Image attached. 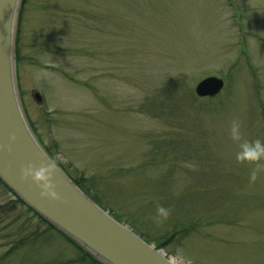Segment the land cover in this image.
<instances>
[{"label": "rangeland", "instance_id": "1", "mask_svg": "<svg viewBox=\"0 0 264 264\" xmlns=\"http://www.w3.org/2000/svg\"><path fill=\"white\" fill-rule=\"evenodd\" d=\"M14 72L36 138L114 220L166 258L264 264V158L236 159L264 143V0H22ZM207 77L224 87L198 98ZM12 200L0 264H89Z\"/></svg>", "mask_w": 264, "mask_h": 264}, {"label": "water", "instance_id": "2", "mask_svg": "<svg viewBox=\"0 0 264 264\" xmlns=\"http://www.w3.org/2000/svg\"><path fill=\"white\" fill-rule=\"evenodd\" d=\"M22 0H0V181L30 210L82 248L100 264H167L160 249L146 243L88 198L50 158L33 134L20 105L14 72L17 14ZM216 77L194 88L199 98L213 97L223 88ZM37 101L40 96L34 95ZM15 136L10 141V136ZM53 163L58 199L42 197L21 168Z\"/></svg>", "mask_w": 264, "mask_h": 264}, {"label": "clouds", "instance_id": "3", "mask_svg": "<svg viewBox=\"0 0 264 264\" xmlns=\"http://www.w3.org/2000/svg\"><path fill=\"white\" fill-rule=\"evenodd\" d=\"M240 122L238 120H233L231 124L230 134L233 140L240 141L241 140V132H240ZM10 141L15 140V136L9 137ZM239 151L236 153L237 161H249V162H257L260 161L261 158H264V143H262L259 139L254 141L243 140L239 144ZM261 167L259 163L256 165V169H254L250 173V179L255 180L257 176V170ZM55 172V168L53 163H48L47 165L41 164L39 167H35L33 164L29 163L28 165L21 168V179H31V181L40 189V195L42 197H50L55 200L58 199L57 193L54 191L55 185L53 184V174ZM168 210L162 206L157 207V216L153 219L156 222H160L161 218H167ZM167 264H177V260L184 261V264H193L192 259L190 257H186L182 250H177V252L169 256L167 259Z\"/></svg>", "mask_w": 264, "mask_h": 264}, {"label": "trees", "instance_id": "4", "mask_svg": "<svg viewBox=\"0 0 264 264\" xmlns=\"http://www.w3.org/2000/svg\"><path fill=\"white\" fill-rule=\"evenodd\" d=\"M45 148V147H44ZM51 158L54 160V158L51 155ZM64 171V170H63ZM65 172V171H64ZM65 174H67L65 172ZM67 176L69 178H71L68 174ZM73 182L75 183V185L85 194L87 195L94 203H96L98 206L99 202L97 200V197L95 195H89V188H84L83 186H81L78 182L74 181V179H72ZM84 180V179H83ZM85 182V180H84ZM0 188L3 190H6L8 193H10L13 197L14 200H12V204L17 205L20 204L22 206H24L27 210V212H29L34 218L37 219V221L41 224H43L44 226H46L48 228V230L50 231H55L56 233H58L61 237H63L69 244H71L72 246H74L77 251H79L81 253V255L83 257L79 258L80 261L83 260H87L89 264H99L92 256H90L87 252H85L82 248H80L78 245H76L74 242H72L70 239H68L66 236H64L62 233H60L58 230H56L52 225H50L48 222H46L45 220H43L41 217H39L37 214H35L32 210H30L29 208H27L18 198H16V196H14V194L8 189L6 188V186L0 181ZM2 209V208H0ZM2 211V210H0ZM118 220V219H117ZM119 222V221H118ZM141 237V236H140ZM142 238V237H141Z\"/></svg>", "mask_w": 264, "mask_h": 264}, {"label": "bare ground", "instance_id": "5", "mask_svg": "<svg viewBox=\"0 0 264 264\" xmlns=\"http://www.w3.org/2000/svg\"><path fill=\"white\" fill-rule=\"evenodd\" d=\"M66 176H67V174H66ZM68 177V176H67ZM72 181V180H71ZM73 182V181H72ZM75 185V184H74ZM76 186V185H75ZM77 187V186H76ZM78 188V187H77ZM79 189V188H78ZM80 190V189H79ZM82 192V191H81ZM124 225V224H123ZM125 226V225H124Z\"/></svg>", "mask_w": 264, "mask_h": 264}]
</instances>
